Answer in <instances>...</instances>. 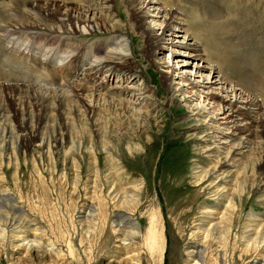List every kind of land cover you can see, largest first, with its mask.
Wrapping results in <instances>:
<instances>
[{
    "label": "rangeland",
    "instance_id": "rangeland-1",
    "mask_svg": "<svg viewBox=\"0 0 264 264\" xmlns=\"http://www.w3.org/2000/svg\"><path fill=\"white\" fill-rule=\"evenodd\" d=\"M150 1L138 0L143 8L133 5L142 11L137 17L142 20L134 25L129 13L133 6L127 0H113V23L128 50L115 49L131 58L125 65L113 67L121 72L120 78L110 77L117 72L113 68L86 78L85 70L95 61L86 57L67 79L85 84L90 91L95 89L92 104L96 107L111 106L110 115L105 114L109 125L85 122L86 117L74 108L63 115L55 112L58 99L50 94L68 92L62 90L67 80L58 72L55 82L51 81L54 69L47 66L60 70L65 63L67 54L61 53L58 44L39 43L12 32L8 34L13 39L6 35L0 39V106L4 109L0 118V264H264V131L257 128L251 135L236 131L227 138L232 124L224 118L229 112H221L218 104L224 97L239 107L248 98L264 105V0H227L238 8L231 13L238 22L234 27L237 37L222 43L223 53L238 62L234 66L238 72L226 70L234 77L229 84L210 72L208 63L213 60L204 62L182 46V42L194 44L184 34V25L175 34L167 32L165 40L156 44L167 16L157 13L161 6ZM173 1L175 6L190 7L185 0ZM86 5L89 2L84 9ZM222 7L219 9L224 11ZM27 9L22 0H0V26L15 27L14 18ZM82 9L77 14L83 15ZM101 13L106 14L102 5L93 6L86 16L93 19ZM205 16L222 19L215 14ZM175 21L183 24L180 17ZM51 24L43 20L40 30L48 33ZM98 32L87 36L84 30L83 36L74 37L89 45L107 38ZM212 44V50L218 52V42L207 45ZM166 76L171 82H165ZM192 82L198 86L192 87ZM114 92V100L127 103L129 99L131 107L119 108L109 98ZM210 94L222 98L210 99ZM28 101H42L55 109L47 112L48 122L32 139L29 129L37 125L40 111ZM236 125L244 127L245 122ZM102 131L104 138L99 134ZM239 141L249 146L241 155L235 149ZM127 145L139 147L133 150L139 156L127 154ZM118 149L121 156L111 152ZM217 159L223 165H216V171L212 167ZM195 166L207 174L201 189L195 186L193 173L199 171H194ZM221 182L226 183L215 190ZM114 183L126 190L129 207L136 205L132 211L114 199ZM186 197L196 201L194 206L182 209L181 215L173 212L172 204ZM228 198L233 207H228ZM152 210L160 214L163 249L161 253L155 249L151 255L142 236ZM119 211L130 221L122 231L114 227ZM129 232L135 235L123 240ZM195 245L199 259L189 255Z\"/></svg>",
    "mask_w": 264,
    "mask_h": 264
},
{
    "label": "bare ground",
    "instance_id": "bare-ground-1",
    "mask_svg": "<svg viewBox=\"0 0 264 264\" xmlns=\"http://www.w3.org/2000/svg\"><path fill=\"white\" fill-rule=\"evenodd\" d=\"M86 1L89 2V6L86 5V8L84 9ZM86 1L85 0H45L44 4L43 3L39 4V3H36V0H22L23 7L26 6L28 9L24 10L22 13L20 12L18 14L19 15L18 19H16V17L14 18V21H17L16 24L14 23L15 27L12 26L13 24H6L5 27H4V25H3V27L0 26V32L3 31V32H1L2 34L0 33V39L4 38L3 36H5V35L8 36L9 38L12 37V35L9 36V34H8V33L12 32V34L15 36L19 35V34H24V35H26V37L29 36V38L31 37L32 40L38 41L39 43H43V44H47V45L58 44L59 47H57V46L56 47L58 49H60L61 53L67 54L66 61L62 65V67H60V70H58V68L52 67L49 64L43 62V63L47 64V66L54 69L52 72L51 79L47 76L53 82H55V77L58 74V72H60L63 79L67 80L69 78V76L71 74H73L74 71H76L77 68L79 69V63L84 62V60H86V57H88V58L93 57V59H95L94 64H90V67H88V70H85V74H86L85 77L86 78H87V76L92 77L94 74H97L99 72H103V69H111L116 65L123 66L127 63L128 59L131 61L129 54L124 53V52L123 53L117 52V49H115L119 46L120 48H123V50H125V52H127V50H128L127 46H126V42H124L125 40L122 39L123 36L117 35L118 32L120 31V29L117 28V25L115 24L116 22L113 23L114 15H113L112 9H113V6L115 7V5L112 4L113 0H86ZM99 1H101L103 3L99 4ZM137 1L138 0H127V4L130 5V7H132L134 4L137 3ZM147 1H148L147 4L151 3L150 0H147ZM185 1L187 4H190V7H186L185 6L186 4H184L182 6H175V3L173 0H172V2L169 1L170 2L169 4L167 3V0H155V3H158L162 8V10L157 12V13L160 14L163 12L167 16L166 27L162 30V37L156 38L157 39L155 41L156 44H159L160 41L163 42L165 40L164 38H165V35L167 32L168 33L171 32L172 34H175L176 32H179L178 29L184 28L183 26H179V25H184L186 28L183 30L184 34L185 35L188 34V37H190L191 39H194V44H192V45L187 44V43L183 44V42L182 43L180 42L182 44V46L193 50V52L196 53V56H198V58H200V59H203L204 62H207L208 59L213 60L214 63H211V61H209V63H208L211 67V68L209 67L210 72L217 74V76H218L217 78L219 81H223L224 83L228 82V84L230 82L232 83L233 82L232 79L234 77L231 73L229 74L226 70H228L230 68L231 72H238V70L235 68L236 67L235 65H237L236 63H238V62H236L234 60V58L230 59V57L228 56V54L225 53V51H224V53H225V55H224L222 43L225 42V39L235 37V35L237 37V34H238L237 33L238 31H236V29L234 30V27L238 23L237 19L231 15V13H233L232 10L234 8L233 7L234 4L231 7V2H229L230 0L229 1H227V0H185ZM235 2H236L235 4L237 7L238 2L237 1H235ZM141 4H143V3L142 2L137 3L136 6L140 5V7L143 8L142 7L143 5L141 6ZM100 5H102V9H105V13H106L105 15L101 13V14L96 15L95 17L93 16L94 17L93 19L88 18L86 16L88 12L91 13L93 11V6L99 7ZM191 6H193V7H191ZM219 6H221V7L223 6L225 10L221 11L219 9ZM223 7H222V9H223ZM79 8L84 9V10L82 9L83 15L77 14V12H79ZM197 8H199V11H202L201 15L196 13ZM30 9H34L37 12V14L32 13V11H31V13H32L31 14ZM237 10H238V8H237ZM237 10L235 9V11H237ZM141 12H139L138 7L136 8L135 6H133V8H130L129 13H131V15H132L131 18L133 17L132 20L134 21V25H136L137 23H139L142 20L141 18H137L138 14ZM29 13L31 15H29ZM205 13L208 15L215 14V17L217 15L218 17H222V19L217 20V21L210 20L209 16L204 17ZM25 14H28V15H25ZM196 16H198V18ZM139 17H140V15H139ZM176 17H180V20L183 22V24L177 23L175 21ZM40 19L42 21L48 20V22L49 21H50V23L52 22V24H51L52 28L49 29L48 33H44L43 31L40 30L41 29L40 28L41 23H42V21H40ZM241 20H243V19H241ZM84 30L88 34L87 36L95 35L99 31L100 33H105L107 38H104L102 40H95L92 43H90L89 45H86L82 41L79 42V38L77 39L76 37H74L75 35H82L83 36ZM240 30H242V29H240ZM148 36H150V35H148ZM223 36L225 38H223ZM12 39H13V37H12ZM133 39L134 38H132V40ZM217 39H221V40L219 41ZM173 41L174 40H171L172 43H173ZM113 42L115 43V46H113ZM217 42H218V49H217L218 52H215L214 50H212V48H215V46L213 44L207 45L208 43H217ZM242 42H244V41H242ZM29 45H31V44H29ZM244 45L245 44H243V46ZM40 46H41V44H40ZM53 47H55V46H53ZM25 51L27 52V50H25ZM57 51H59V50H57ZM6 52H8V51L6 50ZM15 52H18V51H15ZM19 53H21V51ZM56 53L57 52L55 51V54ZM231 53H233V52H231ZM33 54L31 56H33ZM234 56H236V55H233V57ZM10 57H11V54H10ZM35 57H36V55H35ZM93 59H92V62H93ZM23 62H26V61H23ZM92 62H90V63H92ZM231 63H232V65L229 67V65ZM238 65L240 66V64H238ZM172 70L174 72V68H172ZM111 71L112 72L117 71V72L112 73L110 75V77H112V75H113V76H116L117 78L118 77L120 78L121 72L119 70H116L115 68H113V69H111ZM173 72L171 73V77H174ZM106 74H108V73H106ZM21 78H22V76H21ZM169 78H170V76H166L165 82H167V83L171 82V80ZM78 83L74 84L73 82H69V80H67V82L64 83L62 86V90L64 91V93L66 91H68V92H66V95L57 96V95H53L54 93L50 94V95H52L51 97H55V99L56 98L58 99L57 100L58 105H57L56 111L52 106H48V104L45 105L42 101L38 102V103L34 102L35 108H38V109H34V110L40 111V113L38 114V117L35 119L38 122L37 125L35 123L34 129H29L28 134H30L29 137L31 139L35 135H38L37 130H38V132L40 131L41 125L44 122H48L47 121L48 120L47 112L50 110H53L60 115L62 113L63 114L66 113L67 111L69 113H72L71 110H72V108H74L75 112L83 114V116L86 117L85 122L90 121V123H91L92 121L93 122L100 121V123H102L103 125H109L108 124L109 120H107V118L105 117V114L110 115L111 109H112L111 106L99 104L100 106L96 107L95 104L93 105L92 99H94V98L92 96V93H93L92 91L95 89H93V90L91 89L92 91H90L88 89V87L85 86V84H82V83L78 84ZM190 84L192 87L198 86L197 84L196 85L193 84V82ZM250 84L251 83H249V85ZM92 85L95 86L94 83H92ZM93 86H91V87H93ZM243 88H244V86H243ZM221 89H223V88H220V90ZM116 94H115V92L112 93L111 95H109V98H111L113 102H117V105L119 108L126 107L128 109L129 107H131L132 102L129 99H128L127 103H125L122 100H114L113 98L115 97ZM118 97H119V95H118ZM211 97L222 98V97H219L218 95L212 96L210 94L209 98L211 99ZM248 99L240 102V105L242 104V106H240V107L237 106V103H235V102H226L224 97L222 99H219L218 104L220 105L219 109L221 110V112H224V110H226V112H229L224 119H226L227 122L232 124V126H231L232 130H231L230 134H228L227 138L234 137L237 134L236 131H238V133L241 131H244V132H247L248 135L253 134L252 133L253 130L255 132L257 128H261L260 130L264 131V105H263V103H261L257 99L256 100L254 98H248ZM28 102H29L30 106H34L33 102H30V101H28ZM68 106L70 107V109ZM32 109H33V107H32ZM60 110L63 112H61ZM106 110L107 111L109 110L110 112L108 111L109 113H104ZM196 112H201V111L198 110ZM3 113H4V109L0 106V118L3 116L2 115ZM27 114H29V113H27ZM222 114H224V113H222ZM30 115L34 116L33 114H30ZM30 115L29 116L27 115L28 118L31 117ZM77 115H79V114H77ZM258 116H260V117L257 118ZM102 119H104V120H102ZM112 120H115V118L112 117ZM238 122H245L244 127L237 126L236 124ZM103 125H102V127H103ZM21 127L23 128L22 125H21ZM61 127H62V125H61ZM100 131H101V129H100ZM214 133H217V132H214ZM99 134L101 135V138L105 137L104 131L100 132ZM220 135H224L223 132H221ZM151 144H152V142H151ZM235 146H236L235 149L238 150L237 152H239V155L244 153V152H242V149H246L247 147H249L247 145V142L241 143L240 141ZM103 148H105V147H103ZM124 149H125L127 154L134 155V157L139 156L138 152H133V150L139 149V147H137L135 145H127L124 147ZM120 150L121 149L117 150L119 152V154L116 150L111 151V152H114L118 156H121ZM149 154H152V153L150 152ZM232 162L235 163V161L233 159H232ZM216 165H223V163H221L220 160L217 159V161L215 162V166L212 167V168L216 167V171H217L218 168ZM193 169H194V171H197L200 168L195 166ZM220 174H223V173H220ZM193 178L195 180V186L200 187V182L203 179L205 180L207 178L206 171L199 170L198 172L193 173ZM211 182H213V181H211ZM225 183L226 182H221L219 184H216L213 188H215V190L218 191V187L225 184ZM114 184H115V189H113V192H112L114 195V199L117 198V201H121L120 204L122 205L121 206L122 208L124 206H126V209H128L129 211H132L133 205L129 207L128 203L130 202V200H128V197H127L126 192H125L126 190L121 188L120 183L119 184L114 183ZM200 189H201V187H200ZM130 191H131V189H130ZM127 192H129V191L127 190ZM149 192H151V189L149 187H147V193L149 194ZM226 195H227V193H226ZM194 202H196V201L190 200V198L186 197V199H183L180 203H178L176 205L172 204V211L173 212L179 211V213L181 215V210L186 208L187 206H190V207L194 206ZM135 206L136 205H134L133 208H135ZM229 206L233 207L231 204V198H228V207ZM138 210H139V207L137 208V211ZM184 211L185 210H183L182 212H184ZM187 211H189V209ZM118 213H120V214H117L116 216H118L119 219L115 222L116 225L114 227L118 228V231H122L121 228H123L127 224H130V221L128 219H126V216L123 215V213H121V211H119ZM91 214H92V212L88 213V215H91ZM159 215L160 214L158 213V211H155V210H152V212L149 213V215L147 217V228H146L145 233L142 236V241H143L144 245L147 247L148 252L151 255L154 254L155 249H157L159 251V253H161V251L163 249V246H162L163 245L162 227L160 224L161 222L159 219V217H160ZM186 215H187V212H186ZM218 218H219V220L223 219V215L219 216ZM221 223H222V221H221ZM130 226H132V225H130ZM132 227H134V226H132ZM199 228H202V227H199ZM203 231H205L208 234L209 230L204 229ZM207 234H206V237H207ZM134 235H135L134 232H132V233L129 232V233H127V235H124L123 240H126V239L130 240ZM123 243H125V242H123ZM255 243H256V241L254 240V244ZM254 248H256V246ZM198 254H199L198 245H195L194 248L192 249V251L189 253V255H191V257L193 256L194 258L199 259L200 256H197ZM198 259H197V261H198Z\"/></svg>",
    "mask_w": 264,
    "mask_h": 264
}]
</instances>
